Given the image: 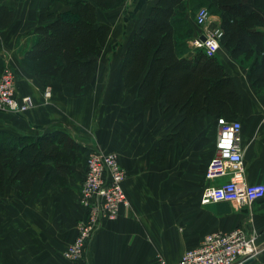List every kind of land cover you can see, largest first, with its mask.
Segmentation results:
<instances>
[{"label": "crops", "instance_id": "0c3cea01", "mask_svg": "<svg viewBox=\"0 0 264 264\" xmlns=\"http://www.w3.org/2000/svg\"><path fill=\"white\" fill-rule=\"evenodd\" d=\"M74 1L0 0V6L12 12L11 21L0 29V73L5 66L12 68L17 94L33 98V106L23 114L0 110V131L36 139L59 130L79 146L69 149L74 158L69 185L52 186L44 178H37L25 197L20 195L18 183H7L0 193V264H159L158 256L172 264L185 250L197 246L205 234L236 226L255 234L261 248L255 258L244 264H264V197L248 207L230 201L200 202L205 186L218 185L226 179L205 178L207 163L215 149V115L202 111L182 141L169 145L165 164L156 166L150 162L152 150L182 116L176 110L160 112L163 98L143 106L137 98L136 86L123 84L85 86L82 94L75 95L72 86L62 84L59 78L37 76L25 65L23 55L34 41L30 32L41 7L58 13L72 9ZM151 1L148 11L155 0ZM130 6L117 7L119 15L125 16ZM249 9L259 11L252 6ZM148 11L131 19L135 24H130L127 18L121 20L124 50ZM101 12L97 11V18ZM260 13L264 16V11ZM186 17L193 22L188 12ZM99 23L109 25L110 39L113 26ZM219 23V16L211 14L208 27H219ZM192 25L194 33L186 39L190 49L195 48L191 40L200 32ZM215 55L242 99L237 118L242 124L245 179L248 183H264V87L258 90L248 80L250 61L242 63L234 59L221 45ZM46 87L51 90L49 98L43 96ZM93 148L118 155L127 175L123 188L129 205L120 207L113 220L102 222L82 260L73 263L62 252L76 235L75 223L86 213L79 201L78 187L86 156ZM149 162L161 169L164 178L161 190L158 182H153V188L160 193L151 200Z\"/></svg>", "mask_w": 264, "mask_h": 264}, {"label": "trees", "instance_id": "16d2710c", "mask_svg": "<svg viewBox=\"0 0 264 264\" xmlns=\"http://www.w3.org/2000/svg\"><path fill=\"white\" fill-rule=\"evenodd\" d=\"M120 5V0H75L72 9L58 13L41 7L30 32L34 41L23 55L25 65L33 74L59 78L75 95L82 94L96 75L97 54L110 35L109 25L98 22L97 11ZM203 5L220 18L219 45L234 59L250 61L248 80L258 90L264 87V0H155L122 54L119 73L123 86H136L141 105L163 98L160 112L182 115L152 150L150 162L156 166L165 164L169 145L182 141L202 111L226 120L241 112V96L216 53L188 47L194 28L186 14L192 19V11ZM11 17L0 6V29ZM77 147L59 130L36 139L0 131V193L7 183H18L25 197L37 178L52 186L69 185L74 161L69 149Z\"/></svg>", "mask_w": 264, "mask_h": 264}, {"label": "built area", "instance_id": "2783aa9c", "mask_svg": "<svg viewBox=\"0 0 264 264\" xmlns=\"http://www.w3.org/2000/svg\"><path fill=\"white\" fill-rule=\"evenodd\" d=\"M210 18L207 8L197 9L195 24L201 27L199 34L191 40L195 48H202L207 55L217 52L221 31L219 27H207ZM201 36L204 40H201ZM51 90L46 87L43 96L49 98ZM33 106L29 94L18 95L16 76L12 68L5 66L0 73V110L23 114ZM217 133L214 154L207 163L205 178L226 177L221 184H209L200 194L202 204L230 201L239 206H250L264 197V183H248L245 179L241 146V121L215 118ZM126 171L116 154L100 148L90 149L84 165L82 181L78 187L80 203L85 207V216L76 224V236L63 250L67 260L84 256L87 245L106 219L113 220L122 206L129 201L123 188ZM261 251L257 236L249 234L240 226L227 231L205 234L200 243L185 250L172 264H244ZM159 264H169L158 256Z\"/></svg>", "mask_w": 264, "mask_h": 264}, {"label": "rangeland", "instance_id": "374dc122", "mask_svg": "<svg viewBox=\"0 0 264 264\" xmlns=\"http://www.w3.org/2000/svg\"><path fill=\"white\" fill-rule=\"evenodd\" d=\"M150 2H152V1L151 0H120V3H121L120 7H122L125 4H127V5L131 4V6L128 9V12H127V14H125V16L119 15L117 7L114 8L115 10L112 9V10H108V11H104V12L100 13V16H98L99 22H108L113 27L111 28V36H110L109 41L107 42L105 47L97 54L96 77H94L93 81L87 86H115V84H117L118 86H122V83L119 79L120 78L119 72L117 70L120 55L123 52L124 47L126 45V42L124 41V39L120 38L121 37L120 33H123L122 30H124L123 26H121V23H122L121 20L127 18L131 21V19H133V18H136V17L139 18L140 12L148 11ZM203 6H205V5H203ZM27 8H28V10H30L31 6H28ZM205 8H207V7L205 6ZM207 10L209 12V15L211 16L212 13H210V10L208 8H207ZM196 11H197L196 9L194 11H192V20L194 22H195ZM138 20H136V22ZM194 22H192V23H194ZM113 23H115L116 25ZM132 23L135 24V21L132 20L130 22V24H132ZM194 25L197 29L201 30V27H198L195 23H194ZM207 27H208V23H207ZM123 37H125V36L123 35ZM121 39H123V41ZM53 80L54 79H50L51 82L55 81V80L54 81ZM212 128H213V125H212ZM114 154H115V152H114ZM31 156H32V154H31ZM116 156H118V155H116ZM161 173H162V171L160 168L153 167L151 165V163L149 162V200H151L152 197H155L154 195H156V193H160L159 191L156 192V188H153L154 187L153 182L155 180L158 182L159 190H161L162 186L164 185V183L162 182L164 180V178L162 177ZM155 174L157 177L154 178ZM157 182H156V184H157ZM77 222L75 223V228H76ZM76 233H77V230H76ZM82 258H83V256H77L73 260H69V261H71L73 263H75V262L77 263L80 260H82Z\"/></svg>", "mask_w": 264, "mask_h": 264}, {"label": "water", "instance_id": "95a60500", "mask_svg": "<svg viewBox=\"0 0 264 264\" xmlns=\"http://www.w3.org/2000/svg\"><path fill=\"white\" fill-rule=\"evenodd\" d=\"M200 38H201V40H204V37L203 36H201Z\"/></svg>", "mask_w": 264, "mask_h": 264}]
</instances>
